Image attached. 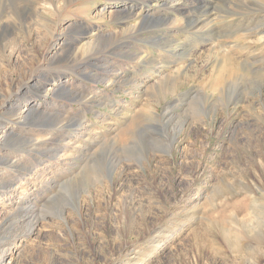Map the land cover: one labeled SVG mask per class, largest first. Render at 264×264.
<instances>
[{
	"label": "rangeland",
	"instance_id": "rangeland-1",
	"mask_svg": "<svg viewBox=\"0 0 264 264\" xmlns=\"http://www.w3.org/2000/svg\"><path fill=\"white\" fill-rule=\"evenodd\" d=\"M0 20V264H264V0Z\"/></svg>",
	"mask_w": 264,
	"mask_h": 264
},
{
	"label": "bare ground",
	"instance_id": "bare-ground-1",
	"mask_svg": "<svg viewBox=\"0 0 264 264\" xmlns=\"http://www.w3.org/2000/svg\"><path fill=\"white\" fill-rule=\"evenodd\" d=\"M51 2V1H50ZM119 9H115V16H117V15H120V13L119 12H117ZM128 10V9H127ZM124 11V10H123ZM124 13H125V15H127L128 13L126 12V11H124ZM121 15H122V13H121ZM128 16H129V14H128ZM128 16H126V17H128ZM143 17V19L142 20H147V19H155V18H153V17H150L149 15H147V16H142ZM138 20V19H137ZM1 21V20H0ZM204 21V20H203ZM198 22H200V21H198ZM198 22H197V24H198ZM202 23V22H201ZM169 31V30H168ZM99 37H96V38H94L93 40H91V41H89V42H86V43H84V45H82L81 46V52L83 51V53L82 54H85V52H86V48H88L89 47V44H91V43H93V46L95 45V43L99 40L98 39ZM85 51V52H84ZM87 53V52H86ZM66 92V91H68V89L66 88V87H64L62 84H58V85H56V87H54L53 89H52V94H55L56 92ZM64 92V93H65ZM41 115H43V113L41 112V111H36V109L32 106V107H28V108H26L25 109V112L21 115V120H19V123L20 122H23V123H25V124H27V123H29V122H33V120H36V119H38L39 117H41ZM10 132V133H9ZM9 133V135H7ZM15 133V131H12V129L11 130H9L8 132H6L4 135H3V137H5L6 135V137L3 139V141H5V140H8V139H11V138H16L17 136H15L16 134H14ZM1 142V141H0ZM6 142V141H5ZM2 162V161H1ZM5 163H8V160H5ZM6 165V164H5ZM11 165V164H10ZM264 247V246H263ZM256 254V253H255ZM261 254V253H260ZM261 256V255H260ZM264 257V256H263ZM243 264H245V262L243 263ZM256 264V263H255Z\"/></svg>",
	"mask_w": 264,
	"mask_h": 264
}]
</instances>
